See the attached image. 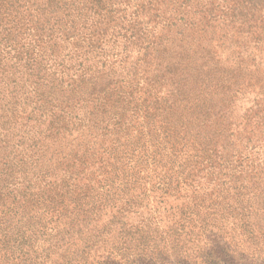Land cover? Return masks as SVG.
Segmentation results:
<instances>
[{"label":"trees","instance_id":"trees-1","mask_svg":"<svg viewBox=\"0 0 264 264\" xmlns=\"http://www.w3.org/2000/svg\"><path fill=\"white\" fill-rule=\"evenodd\" d=\"M217 29L224 35L235 30L245 41L263 40L264 0H0V78L23 69L41 81L46 62L53 75L57 68L63 73L71 69L65 60H78L82 50L99 51L104 72L106 61L112 65L119 55L106 52L105 45L123 36L138 67L131 66L126 82L96 79L94 88L101 87L96 92L103 107L106 89L121 104L114 126L143 117L127 135L102 141L92 136L84 148L89 153L73 162L77 168L55 177L47 169L29 202L13 197L0 205V264H133L136 255L145 260L150 253L160 257L159 264H172V254L202 240L232 250L223 264L256 261L240 246L264 249V162L243 174L242 156L224 155L226 145L218 138L232 136L225 106L242 88L257 86L264 93V76L259 72L242 86L245 77L235 69H243L226 76L227 64L209 52L204 56L209 33ZM175 38L179 50L159 57ZM67 41L73 46L58 50L57 43ZM185 48L196 50L184 66ZM158 58L174 66L165 69L167 79L152 87L146 74L138 90L136 69ZM94 78L90 73L86 81ZM214 78L218 83L209 96ZM135 100L126 122L123 115ZM214 100L218 104L211 108ZM99 125L106 130L108 123ZM6 156L0 145L1 172L9 168ZM92 252L99 254L89 261Z\"/></svg>","mask_w":264,"mask_h":264},{"label":"rangeland","instance_id":"rangeland-1","mask_svg":"<svg viewBox=\"0 0 264 264\" xmlns=\"http://www.w3.org/2000/svg\"><path fill=\"white\" fill-rule=\"evenodd\" d=\"M108 33L113 32L109 29ZM224 34L219 29L209 33L212 40L204 44L205 52L202 54L205 56L209 52L208 56L227 64L224 67L226 76L234 74L232 69H243L242 71L235 69L238 75L245 77L242 86L252 84L255 76H260L259 72L264 76V39L258 42H250L249 39L245 41V38L242 39L235 34V30ZM170 36L172 32H169L168 37ZM108 38L110 37L107 36L106 40ZM180 43L176 38L169 39L164 51L159 53V57L166 54L173 55L179 50ZM124 45L130 44L123 36L112 37L105 45V50L109 54L113 51L119 53L118 60L112 65L111 60L106 61V68L112 70L101 71L102 60L99 51L88 50L86 54L85 50H82L83 57L80 56L78 60L73 56L65 60L66 66L71 69L63 73L57 68V72L53 75L54 67L46 62L45 76L41 81L28 77L23 69H20L19 74L8 73L0 78V145L1 148L4 147V154H7L6 165L9 166L7 169L4 168L3 172L0 170V205L9 203L13 197L20 200L22 205L33 199V192L43 186L39 183V178L47 169H53L49 175L55 177L72 168H77L73 162L89 153L84 148L87 142L93 140L92 136L96 135L97 141L114 139L118 135H127L126 132L131 133L141 124L142 115L131 124L127 123L126 126H114L113 122L120 117L117 112L121 104L112 99L113 91L106 89L103 95L109 97V100L103 107L100 100L102 94L99 96L96 92L101 87L94 88L96 79L99 84L126 82L130 79L131 66L138 67L133 64L137 54L130 52V48L125 50ZM72 46L73 43L70 41L57 43L60 51ZM185 49L187 56H185L184 66L191 63L196 50ZM251 52L254 59L251 58ZM120 59L122 62L119 61ZM80 60L82 63L79 66ZM163 61L159 58L152 59L147 68L143 63L136 69L137 75L134 78L138 81V90L142 88L146 74L149 76L152 87H156L158 81L167 79L165 69L174 66H167L166 61ZM83 72L85 77L82 79ZM90 73L95 78L93 83L88 84L86 80ZM218 79L214 78L213 84L209 85L208 90L213 89L209 96H213L216 88L213 85L218 83ZM133 97H135L134 94ZM67 100L72 103L69 102V105ZM135 103L136 100L129 103L128 111L123 115L124 121L127 122L129 116L134 113L132 110ZM232 103L223 109L226 112V122L230 123L232 136H220L219 145L221 143L226 145L224 152L226 156L229 155V151L234 152V156H242L241 163L247 170V173L243 172V174H250L253 167H258V164L264 162V126L261 122V119H264L261 118L262 115L264 117V93L257 86L242 88L236 93ZM208 104L211 108H215L218 103L214 100ZM216 114V111L212 113L211 120L215 119ZM113 116L115 118L112 120ZM100 121L108 123L106 130L100 128ZM67 164H70L69 168H66ZM10 167L13 169L12 173H10ZM235 176L236 174L233 177ZM242 178L247 182L249 176ZM153 226L156 227L152 225L151 229H154ZM163 227V222L158 223V231H161ZM204 241L184 247L180 253L172 254L169 261H172V264H223V261H229L230 257L226 252L232 253V250L227 246L217 249L216 245H204ZM240 248L243 249L240 250L241 253L245 252L248 258L256 260L251 264H264L263 248L260 251L254 249L248 251L245 246ZM169 253L173 251L170 250ZM98 254L92 252L87 259L96 260ZM136 257L137 260L133 264H159L160 257L154 253H150L145 260L142 259L143 255H136Z\"/></svg>","mask_w":264,"mask_h":264}]
</instances>
